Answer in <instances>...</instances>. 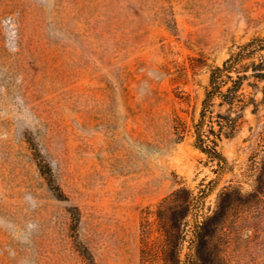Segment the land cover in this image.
Instances as JSON below:
<instances>
[{"label":"rangeland","instance_id":"1","mask_svg":"<svg viewBox=\"0 0 264 264\" xmlns=\"http://www.w3.org/2000/svg\"><path fill=\"white\" fill-rule=\"evenodd\" d=\"M255 36L264 0H0V264H264V195L214 216L254 190L264 105L222 168L192 126Z\"/></svg>","mask_w":264,"mask_h":264},{"label":"trees","instance_id":"2","mask_svg":"<svg viewBox=\"0 0 264 264\" xmlns=\"http://www.w3.org/2000/svg\"><path fill=\"white\" fill-rule=\"evenodd\" d=\"M261 105H264V36H255L235 46L221 65L211 68L199 117L192 124L193 145L222 168L225 159L217 149L219 142L232 138L241 130L246 122V110L257 114ZM262 128L248 166L254 190L242 194L238 187L229 186L219 194L214 216H224L232 205L249 203L264 195V124ZM181 191L186 190L178 189L168 200H180L177 194ZM200 228H196L195 237L199 236ZM197 261H200L199 256Z\"/></svg>","mask_w":264,"mask_h":264}]
</instances>
